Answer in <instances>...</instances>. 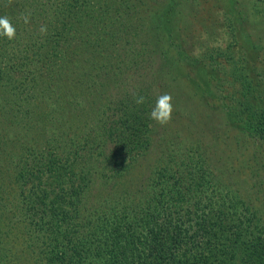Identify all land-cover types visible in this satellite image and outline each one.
<instances>
[{
	"label": "trees",
	"instance_id": "1",
	"mask_svg": "<svg viewBox=\"0 0 264 264\" xmlns=\"http://www.w3.org/2000/svg\"><path fill=\"white\" fill-rule=\"evenodd\" d=\"M130 2L24 0L18 7L24 15L30 10L29 23L16 12L11 21L16 28L15 39L0 37V100L11 105L0 110V120L12 126L8 131L0 129V264H17L14 246L22 251L23 258L31 253L34 264H216L215 258L208 256L212 250L206 242L213 241L216 252L224 249L229 244L223 237L226 232L236 236L235 247L246 250L245 262L252 264L264 254L262 206L256 209L252 198L242 205L246 219H258V232H243L242 224L229 226L225 221L237 207L228 198H235L239 190L230 184L222 186L220 176L214 177L204 161L189 165L182 158L178 164L181 169L174 170L161 165L167 163L162 156L150 170L157 175L171 174L172 186L164 181L163 191L155 187L149 203L140 206L142 219L129 211L117 218L119 224L113 226L110 235L112 248L93 245L101 233L88 225L97 226L108 214L107 198L97 201L99 206L88 208L99 198L95 186L101 193L106 185H116L115 180L122 179L123 164L130 160L131 166L145 158L150 152L149 140L156 135V129L146 124L152 120L142 115L152 110L156 98L149 95V84H134L137 94L129 90L128 82L136 78L138 67L128 60V54L147 56L148 60L159 43L147 44L140 37L149 24L131 27L124 22L125 17L136 18L134 13L125 15ZM5 4L2 0L0 7ZM41 25H47V35L39 33ZM51 41L53 46H49ZM106 88L120 92L117 104L96 98L87 114L80 115L93 113L97 120L74 119L83 104L80 97L91 90L105 92ZM249 92H243L241 110L264 139V99L255 91ZM138 96L145 97L143 104L135 103ZM111 109L115 115H122L109 126L107 114ZM93 121L97 124H91ZM122 123L124 133L117 129ZM107 134L120 139L109 155L103 146ZM185 175L196 184L192 193L204 187L193 207L185 204L186 195L178 190L185 183ZM153 176L149 181L155 180ZM197 177L199 182L194 181ZM208 183L224 190L226 196L218 197L219 191L209 190ZM203 195L223 200L221 209L205 213L209 205H202ZM231 228L236 231L229 232ZM201 245L205 255L184 259L192 248L199 250Z\"/></svg>",
	"mask_w": 264,
	"mask_h": 264
},
{
	"label": "rangeland",
	"instance_id": "2",
	"mask_svg": "<svg viewBox=\"0 0 264 264\" xmlns=\"http://www.w3.org/2000/svg\"><path fill=\"white\" fill-rule=\"evenodd\" d=\"M23 1L5 0V7H0L1 15L8 16L13 21V14L21 12L18 6ZM29 13L30 10L26 15ZM129 13H134L135 20L125 17L124 22L131 27L139 26L140 23L149 24V28L146 27V32H141L140 37L145 38L147 44L158 42L159 45L153 50V57L148 60L147 56L134 57V53L128 54V60H132V64L138 67L136 78L128 82V88L137 94L133 85L144 83V86H151L149 95L156 99L163 93L171 94L174 112L170 123L164 126L153 120L146 122L151 129H156V135L149 140L147 148H150V152L147 158H140L131 166V161H126L123 164L122 179L115 180L116 185H106L104 192L100 193V188L95 186L97 190L94 193L99 198L88 204V208L99 206L97 201L107 198L108 214L97 226L88 225L101 233L97 243L93 245L112 248L114 240L110 235L113 226L119 224L117 218L125 211L135 212L136 217H143L140 206L149 203L155 187L159 186L163 191L166 187L163 188L164 181L172 186L171 174L157 175L150 170L152 163L160 156L162 161L168 163L162 162L161 165L174 170L180 168L178 164L183 159H187L186 164L189 165L204 161L209 170L214 171V177L220 176L222 186L230 184L239 190V195L235 198H228L237 209H233L225 222L229 226L242 224V231L253 235L261 225L257 224L256 217L257 221L250 222L242 215V205L243 201L252 198L257 205L256 209L259 210L262 206L264 211V139H260L252 119L242 112L240 105L245 99L243 92L246 89L250 91L248 95L255 91L259 99H264V0H131L125 15ZM20 14L24 15L23 12ZM49 46H53V41ZM64 72L69 74L68 70ZM144 72L145 77L142 75ZM112 91L113 88L109 91L106 88L105 92L101 89L98 94L95 90L85 93L80 97L83 104L74 119L84 120L88 117V120H97L93 113L86 116L91 101L93 103L98 98L117 104L120 92ZM255 105H259L258 102ZM10 106L9 102L0 100V110H6ZM261 106L264 104L261 103ZM81 112L86 113L85 116L80 115ZM150 112L142 113L144 119H150ZM116 114L113 109L109 110V126L122 115ZM91 124L97 123L93 121ZM10 127L12 128L3 125L0 120L1 130L8 131ZM117 129L124 133V124H118ZM104 139V150L109 155L120 139H116L114 134H107ZM151 175H154L155 180L149 181L148 177ZM194 181L199 182L198 177ZM194 185L196 184L191 181L190 176L185 175V183L178 189L185 193V204L189 206L198 201L204 189L202 186L192 193ZM208 185L209 190L219 191L218 197L222 196L223 199L226 196L224 190L217 186L213 188L209 183ZM165 200H168V195ZM201 203L203 206L209 205L205 213L209 214L211 210L217 213L223 200L208 199V196L203 195ZM171 207L173 208L172 205ZM246 217L249 218L247 215ZM232 231H236V228L229 229V232ZM230 235L227 232L223 234L224 240L229 239V244L217 252L211 244L213 241L208 239L206 245L212 250L208 256L212 260L215 258L216 264H249L244 260L247 259L246 250L235 247L236 236ZM100 240L102 241L99 242ZM199 247V250L192 248L184 259L194 260L195 257L205 255L203 245ZM226 252L230 255L225 254ZM13 255L18 257L17 264H34L31 253L23 258L22 251L15 250V246ZM263 260L264 254L251 263L262 264ZM105 262L101 261L102 264Z\"/></svg>",
	"mask_w": 264,
	"mask_h": 264
},
{
	"label": "clouds",
	"instance_id": "3",
	"mask_svg": "<svg viewBox=\"0 0 264 264\" xmlns=\"http://www.w3.org/2000/svg\"><path fill=\"white\" fill-rule=\"evenodd\" d=\"M11 2V0H9ZM24 23H29V15H22ZM41 35H47V25H41L38 29ZM0 37H7L9 40H13L16 37V28L11 22L8 16L0 17ZM145 97L138 96L135 99V103L143 104ZM174 112L173 97L169 93H163L156 99L155 105L152 108L149 118L155 121L157 124L164 126L170 123Z\"/></svg>",
	"mask_w": 264,
	"mask_h": 264
}]
</instances>
